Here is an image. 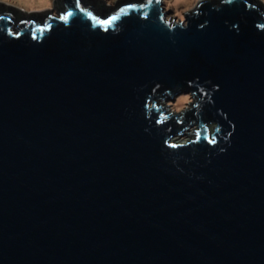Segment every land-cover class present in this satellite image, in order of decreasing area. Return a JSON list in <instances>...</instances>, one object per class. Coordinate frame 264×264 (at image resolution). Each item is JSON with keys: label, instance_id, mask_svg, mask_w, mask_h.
I'll list each match as a JSON object with an SVG mask.
<instances>
[{"label": "water", "instance_id": "1", "mask_svg": "<svg viewBox=\"0 0 264 264\" xmlns=\"http://www.w3.org/2000/svg\"><path fill=\"white\" fill-rule=\"evenodd\" d=\"M59 1L0 9V264H264V2Z\"/></svg>", "mask_w": 264, "mask_h": 264}, {"label": "rangeland", "instance_id": "2", "mask_svg": "<svg viewBox=\"0 0 264 264\" xmlns=\"http://www.w3.org/2000/svg\"><path fill=\"white\" fill-rule=\"evenodd\" d=\"M104 1L106 2L104 6H115V2L117 0ZM199 1L200 0H161V5L163 11L166 13L165 18L167 20L181 22L184 20V13L193 10ZM262 1L264 2V0ZM0 2L8 3L10 5L24 9L26 13H29V10L49 8L51 9L52 13L56 15L54 13L55 10L53 9V0H34L31 3L24 2L22 0H0Z\"/></svg>", "mask_w": 264, "mask_h": 264}, {"label": "flooded vegetation", "instance_id": "3", "mask_svg": "<svg viewBox=\"0 0 264 264\" xmlns=\"http://www.w3.org/2000/svg\"><path fill=\"white\" fill-rule=\"evenodd\" d=\"M96 6L95 3L99 6V8L97 7L96 10L98 11L99 9H105L106 12L108 11L107 9L110 7L112 11H116V9H118L119 7V1L117 2V4H115V6H109V7H104L102 4H100L98 2V0H82V3H89ZM53 10L54 13L56 15H53V14H50V13H35V15H31L30 13H25V17L26 19L29 18V19H32L33 17H36L37 19L40 20L41 17L45 16V15H50V16H57L59 17L61 15V13L63 12L64 10V5L59 1V0H56L55 3H54V7H53ZM13 15L15 16V21H16V18H17V15L15 13H13Z\"/></svg>", "mask_w": 264, "mask_h": 264}, {"label": "trees", "instance_id": "4", "mask_svg": "<svg viewBox=\"0 0 264 264\" xmlns=\"http://www.w3.org/2000/svg\"><path fill=\"white\" fill-rule=\"evenodd\" d=\"M259 2H261V1H259ZM122 3H125V0H123ZM122 3H120V4H122ZM5 7H6V9H7L8 12L15 13V14L17 15L16 21H19L18 19L25 17V12H21V11H19L18 9H14V8H12V7H7V6H4V5L0 4V9H4ZM98 8H99V6H98ZM98 11H99V12H98V16H99V17H107V16L110 15L109 13H111L110 10H108V11L106 12L105 9H99ZM30 14H31V15H35V13H30ZM39 14H40V13H39ZM43 17H44V16H43ZM43 17H41V18H43ZM41 18H40V19H41Z\"/></svg>", "mask_w": 264, "mask_h": 264}, {"label": "snow or ice", "instance_id": "5", "mask_svg": "<svg viewBox=\"0 0 264 264\" xmlns=\"http://www.w3.org/2000/svg\"><path fill=\"white\" fill-rule=\"evenodd\" d=\"M69 15H71V13H69ZM69 17L68 16H62L61 19L63 20H67ZM116 17H113L112 19H115ZM98 23H109V21H98Z\"/></svg>", "mask_w": 264, "mask_h": 264}, {"label": "bare ground", "instance_id": "6", "mask_svg": "<svg viewBox=\"0 0 264 264\" xmlns=\"http://www.w3.org/2000/svg\"><path fill=\"white\" fill-rule=\"evenodd\" d=\"M22 1L31 3L34 0H22ZM42 1H45V0H42ZM175 1H178V0H175Z\"/></svg>", "mask_w": 264, "mask_h": 264}]
</instances>
